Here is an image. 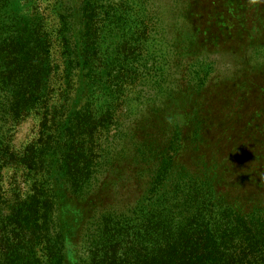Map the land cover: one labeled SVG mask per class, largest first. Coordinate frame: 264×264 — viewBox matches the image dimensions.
Returning a JSON list of instances; mask_svg holds the SVG:
<instances>
[{
    "label": "trees",
    "instance_id": "trees-1",
    "mask_svg": "<svg viewBox=\"0 0 264 264\" xmlns=\"http://www.w3.org/2000/svg\"><path fill=\"white\" fill-rule=\"evenodd\" d=\"M119 2L54 0L66 82L61 100L53 103L54 31L49 16L33 0H0V173L22 164L30 173L36 165L38 175L28 197L0 192V264H38L40 244L46 245L49 264H74V254L77 264H264L263 212L258 206L256 212L242 211L231 197L235 191L221 188L231 175L228 166L236 167L226 151L218 159L202 160L196 171L193 162H179L185 135L179 127L173 130L172 115L165 116L157 106L117 136L118 120L124 122L132 108L128 86L141 65V59L130 61L127 54L143 48L148 34L144 26L135 34V45L123 47L126 63L120 66L128 71L126 77L102 66V27L132 30L126 14L129 0ZM198 3L191 0L189 5ZM201 7H207L203 0ZM193 10L192 17L203 13L211 21L218 13ZM230 21L225 25L231 31ZM210 34L213 42L223 43ZM189 78L179 90H157L150 100L177 95L182 100L190 94L196 108L194 87L200 90L205 79L194 73ZM98 90L105 96L100 115L93 110ZM41 109L48 116L42 135L20 154L12 146V132L24 117ZM118 109L126 112L118 116ZM198 113L195 127L203 121ZM145 126L152 132L144 131ZM123 135L139 140L136 153L122 141ZM237 166L246 170L244 162ZM133 169L150 175L137 199L119 186L121 180L129 181ZM236 179L245 194L246 176Z\"/></svg>",
    "mask_w": 264,
    "mask_h": 264
},
{
    "label": "rangeland",
    "instance_id": "rangeland-1",
    "mask_svg": "<svg viewBox=\"0 0 264 264\" xmlns=\"http://www.w3.org/2000/svg\"><path fill=\"white\" fill-rule=\"evenodd\" d=\"M119 1L104 0L118 5ZM190 1L129 0L128 6L131 8L126 14L133 23L132 30L115 25L102 27V66L113 69V73H119L121 77H126L128 72L120 66L126 63L123 47L134 46L135 34L144 26L148 30L146 40L141 41L143 48L135 50L131 56L127 54L130 61L141 59V65L133 84L128 86L132 108H128L127 112L125 109L117 111L118 116L119 112L126 114L124 122L123 119L118 120L121 126L116 134L119 136L128 129L133 119L148 115L153 106L162 108L165 116L172 115L173 130L175 126L179 127L185 135V146L179 154V162H193L196 171L202 160L215 159L221 154L220 151H226L227 158L236 161V167L233 169L232 164L228 166L231 175L225 179L226 182H222L221 188L235 191L231 197L242 206V211L252 213L258 206L264 215V0H203L207 7H201L199 0L200 6L195 8L189 5ZM33 2L47 13L54 31L51 49L54 63L52 99L53 103H57L65 92L66 82L65 60L58 35L59 17L53 11L54 0ZM193 9L218 13L213 21L202 12L197 14L196 19L190 14L194 12ZM227 19L234 23L231 31L225 25ZM215 23L220 30L213 25ZM204 27H210L214 35L223 39V43L213 42L215 38H211V32L205 33ZM224 29L227 31L224 32ZM193 73L205 79L200 90L199 85L195 84L194 87L199 100L196 108L192 107L195 97L190 94L182 100L178 99V95L177 99L162 96L158 98L159 102L150 100L151 96H157V90H179L181 84L189 83V76ZM104 109V91L98 90L93 99V110L100 115ZM197 110L203 120L199 127H195L193 122ZM47 121L45 109L35 110L24 117L12 132L13 148L22 154L38 141ZM145 127L144 131L148 129L152 132L149 126ZM196 130L198 139L193 141ZM122 141L136 153V142L139 140L133 135L128 139L123 135ZM241 162L245 164L244 172L237 166ZM35 171L36 165L33 173H30L22 164L21 167L11 165L4 169L0 173V192L20 198L30 196L34 191L32 185L38 181ZM128 174L129 181L121 180L120 189L127 197L137 199L148 186L150 175L144 169H133ZM242 174L246 176L245 194L240 192L236 179ZM233 199L232 204L238 206ZM36 250L37 255L41 256L38 264H49L46 245L40 244L39 251ZM74 255V264H77L78 256Z\"/></svg>",
    "mask_w": 264,
    "mask_h": 264
}]
</instances>
